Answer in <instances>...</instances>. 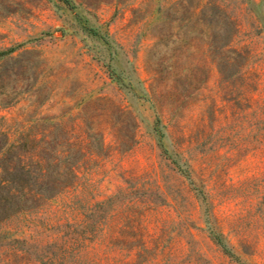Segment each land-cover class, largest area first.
<instances>
[{
    "label": "rangeland",
    "instance_id": "obj_1",
    "mask_svg": "<svg viewBox=\"0 0 264 264\" xmlns=\"http://www.w3.org/2000/svg\"><path fill=\"white\" fill-rule=\"evenodd\" d=\"M0 264H264V0H0Z\"/></svg>",
    "mask_w": 264,
    "mask_h": 264
}]
</instances>
